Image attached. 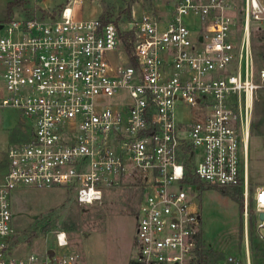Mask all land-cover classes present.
I'll use <instances>...</instances> for the list:
<instances>
[{"label": "built area", "instance_id": "built-area-1", "mask_svg": "<svg viewBox=\"0 0 264 264\" xmlns=\"http://www.w3.org/2000/svg\"><path fill=\"white\" fill-rule=\"evenodd\" d=\"M83 1L70 0L56 14L40 11L47 21L0 24V110H15L24 134V120L31 121L30 134L6 151L0 264H85L55 248L52 255L12 256L17 188H67L78 204L91 205L123 178H138L143 190L133 260L192 264L201 222L192 188L241 189L247 222L246 147L254 96L264 83V68L255 72L250 25L264 27V2L180 0L169 20L134 19L120 32L111 21L75 19L73 7ZM238 12L242 27L233 32ZM120 41L127 63L111 64L107 54ZM176 102L190 109L186 124L176 120ZM251 198L255 233L264 241V186ZM54 240L68 245L63 231ZM226 264L240 263L228 256Z\"/></svg>", "mask_w": 264, "mask_h": 264}, {"label": "rangeland", "instance_id": "rangeland-1", "mask_svg": "<svg viewBox=\"0 0 264 264\" xmlns=\"http://www.w3.org/2000/svg\"><path fill=\"white\" fill-rule=\"evenodd\" d=\"M11 1L13 0H0L1 25L13 19L33 17L47 21L48 18L41 16L40 11L46 10L45 15L56 14L70 0H44L38 3L33 0H21L20 5L12 8L9 13L8 5ZM179 1L84 0L80 6L73 7V16L77 20L99 18L111 21L117 24L122 32L126 22L134 19H168ZM48 2H52L50 8L46 5ZM237 10H241L239 5ZM239 15L240 12L233 32L241 31L242 21ZM185 20L193 22L191 18ZM189 30L195 35L199 28L196 24L189 25ZM2 34L3 31H0V35ZM250 41L255 72H258L264 68V27L261 23L254 22L250 25ZM107 58L111 64L127 63V55L121 41L116 50L107 54ZM257 84L260 85L259 82ZM123 97L124 95H121L119 99L123 100ZM174 113L179 124H186L191 118L190 109L182 102H176ZM24 122L26 134L19 128L21 118L15 110H0V179L7 165V148L22 141L25 135L28 136L31 132V121ZM249 139V171L253 169L252 166H258L250 172V178L248 177L247 222L243 215L245 196L241 189L223 190L205 185L199 189H191V192L195 193L193 202L201 215L200 243L193 264H200V260L205 264H225L228 256L235 257L240 264H246L247 260L250 264H264V241L255 233L251 198L255 188L264 185V164L261 165V161L260 165L256 163L259 160L256 159L258 154L254 151L257 147L261 159L264 158V83L254 96ZM198 157L199 150H196L195 158ZM140 185L138 178H123L105 188L107 193L101 201L91 205L78 204L74 198L75 193L67 188H17L11 199L12 256L24 257L30 253L43 255L48 249L55 248L57 254H77L85 264H128L134 258L131 242L135 233L136 211L143 195ZM233 195L236 197L233 198ZM58 231L65 233L68 242L66 247L59 248L55 245L54 236Z\"/></svg>", "mask_w": 264, "mask_h": 264}, {"label": "crops", "instance_id": "crops-1", "mask_svg": "<svg viewBox=\"0 0 264 264\" xmlns=\"http://www.w3.org/2000/svg\"><path fill=\"white\" fill-rule=\"evenodd\" d=\"M46 3H47V1H45ZM52 4V2H48V4H46L49 8L51 7V6H49V5H51ZM47 8V7H46ZM45 12H47L46 10H45ZM44 12V13H45ZM171 18V15H170V17L168 18V19H166V20H169ZM166 20H163V21H166ZM252 139V138H251ZM251 139H249V136H248V141H247V147H246V160H247V173H248V177L250 178V175H251V173L250 172H253V170H255V168L257 169V166H252V170L251 171H249V154H250V149H251ZM255 151V153L256 154H258L257 156H256V159L257 160H259L258 162H256L257 164H259L260 163V161L262 162L261 163V165L262 164H264L263 162H264V158H262L261 159V154H260V151H259V149L256 147V149L254 150ZM260 165V164H259ZM251 168V167H250ZM262 170H264V169H262ZM262 186H264V185H262ZM258 187V186H257ZM107 189H104V191H103V196H105V193H107V191H106ZM138 209V208H137ZM137 212V211H136ZM131 246H133V241L131 242ZM125 249H126V245L124 244V251H125ZM101 264H103V263H101Z\"/></svg>", "mask_w": 264, "mask_h": 264}, {"label": "trees", "instance_id": "trees-1", "mask_svg": "<svg viewBox=\"0 0 264 264\" xmlns=\"http://www.w3.org/2000/svg\"><path fill=\"white\" fill-rule=\"evenodd\" d=\"M20 3H21V0H13V1H11V2L9 3V5H8L9 13H10V11H11L12 8H15V7L19 6ZM102 21H107V20H102ZM190 180H191L192 182H194V183L197 182V180H196L195 178H190ZM202 186H204V185H201V187H202ZM207 187H208V186H207ZM222 189L225 190L224 188H222ZM235 191L238 192L237 190H235ZM235 195H236V194H235ZM235 195H233V198L236 197ZM239 201H240V203L242 204V199H241V197H240ZM197 255H198V254H196V256L194 257V259L192 260V264H193V262L195 261V258L197 257ZM199 263H200V264H205V262H204V261H201V260H200ZM128 264H137V263L132 259ZM225 264H226V263H225Z\"/></svg>", "mask_w": 264, "mask_h": 264}, {"label": "water", "instance_id": "water-1", "mask_svg": "<svg viewBox=\"0 0 264 264\" xmlns=\"http://www.w3.org/2000/svg\"><path fill=\"white\" fill-rule=\"evenodd\" d=\"M0 28H1V25H0ZM259 217H260V219L264 218V213H259ZM46 252L49 255H52V253H53L52 249H48Z\"/></svg>", "mask_w": 264, "mask_h": 264}]
</instances>
